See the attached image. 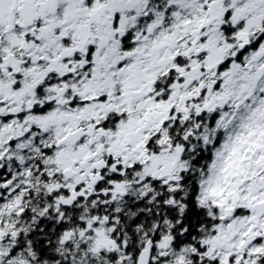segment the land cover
I'll return each instance as SVG.
<instances>
[{"label": "snow or ice", "instance_id": "snow-or-ice-1", "mask_svg": "<svg viewBox=\"0 0 264 264\" xmlns=\"http://www.w3.org/2000/svg\"><path fill=\"white\" fill-rule=\"evenodd\" d=\"M0 264H264V0H0Z\"/></svg>", "mask_w": 264, "mask_h": 264}]
</instances>
